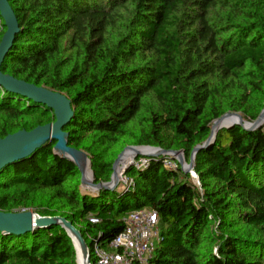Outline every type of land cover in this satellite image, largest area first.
I'll list each match as a JSON object with an SVG mask.
<instances>
[{
  "label": "trees",
  "instance_id": "obj_1",
  "mask_svg": "<svg viewBox=\"0 0 264 264\" xmlns=\"http://www.w3.org/2000/svg\"><path fill=\"white\" fill-rule=\"evenodd\" d=\"M8 1L21 31L2 71L71 100L64 130L89 155L96 184L113 175L107 145L190 159L227 112L255 122L264 109V0ZM6 30L0 16V43ZM51 122L47 106L0 87V139ZM216 135L196 156L199 185L173 157H147L146 167L127 169L129 189L97 193L84 192L80 171L51 141L0 172V210L37 200L42 216L71 221L91 250L114 239L130 212L150 209L161 233L151 264H264V125ZM232 213L241 227L230 225ZM0 264H77V254L52 226L0 233Z\"/></svg>",
  "mask_w": 264,
  "mask_h": 264
},
{
  "label": "water",
  "instance_id": "obj_2",
  "mask_svg": "<svg viewBox=\"0 0 264 264\" xmlns=\"http://www.w3.org/2000/svg\"><path fill=\"white\" fill-rule=\"evenodd\" d=\"M0 16L4 21L7 30L3 35L0 43V87L9 93L17 94L27 100L33 101L42 106H47L53 111L54 122L38 126L32 130H20L0 139V172L5 168L12 166L14 163L23 162L28 159L38 150L46 146L51 141H55L54 153L62 159H66L74 163L81 173L82 188L93 193L101 190L113 192L118 189L122 176L128 167L121 168V162L129 154L128 152H135L137 156L143 157H177L180 168L185 173H193L195 176V159L199 151L211 146L216 139V134L222 130L227 129L233 125H238L243 129L255 131L264 125V109L259 115V119L255 122L246 121L243 117L236 113H227L220 119L216 120L211 128L210 138L203 144L197 145L193 150L189 164L185 163L184 152L167 151L152 146L142 147L148 148L153 152L141 154L138 153L137 148L129 146L118 157L113 164V175L110 182L104 183L94 182L93 171H91V159L83 150L73 148L69 145V134L64 128L71 123L75 117V111L71 100L62 92H55L46 87H40L33 83L20 80L12 74H5L2 71V66L5 63L6 56L12 48L15 36L21 31L20 24H18L17 16L14 9L11 7L8 0H0ZM92 173L91 179H88L87 169ZM52 226H58L66 230L68 236L72 238L75 251L76 242L80 249L85 254L86 264H91V254L88 244L79 229L66 218L48 216L41 217L34 214L32 211L22 212H3L0 210V233L4 235H25L32 233L38 229H48ZM78 259V254H77Z\"/></svg>",
  "mask_w": 264,
  "mask_h": 264
},
{
  "label": "built area",
  "instance_id": "obj_3",
  "mask_svg": "<svg viewBox=\"0 0 264 264\" xmlns=\"http://www.w3.org/2000/svg\"><path fill=\"white\" fill-rule=\"evenodd\" d=\"M148 158L145 156L136 167H146ZM165 165L175 169L172 160H166ZM132 185H127V189ZM93 224L99 220L90 218ZM160 219L154 210L143 209L130 212L125 218L124 229L105 245L94 244L90 250L93 257L91 264H151L150 260L160 243Z\"/></svg>",
  "mask_w": 264,
  "mask_h": 264
},
{
  "label": "rangeland",
  "instance_id": "obj_4",
  "mask_svg": "<svg viewBox=\"0 0 264 264\" xmlns=\"http://www.w3.org/2000/svg\"><path fill=\"white\" fill-rule=\"evenodd\" d=\"M67 55H70V52H68ZM227 113H229V112H227ZM231 113H233V112H231ZM236 114L240 115L239 113H236ZM246 121H249V120H246ZM129 146H133V147L137 148L138 153L145 154V153L140 152V150L143 149L142 147H144V146L134 145V144H131V143H129V144L128 143H122L120 145H114V144L107 145L105 151H103L102 154H104V158L106 160L111 159L112 156H113V158L116 157L115 160H117L118 157L121 155V153L124 152L126 150V148H129ZM128 153H132L133 154V157L130 156L131 159H132V165H134V166L137 165V164L139 165L140 160L143 159V156L142 155L137 156V154L135 152H131V151H129ZM184 157H185V163L189 164L190 159H187V157L185 155V152H184ZM173 159L176 161V163H178V161L176 160L177 157H173ZM178 165H179V163H178ZM175 167H176V164H175ZM126 171H125L124 175L122 176V179H121L120 184H119L118 189H117L118 191H123L124 189H127L128 188L127 185L130 184L131 180L126 176ZM186 174H189L193 178L195 183H197L199 185V181H198V177L197 176H195L193 173H186ZM84 192H88L89 193V191H84ZM44 207L45 206L40 205V203L36 200L32 204V206H27L26 208L17 209V210H15V212H22L23 210L30 211V212L32 211L34 214H36L38 216L48 217V216H42V214H40L41 210L44 209ZM230 217H231V219L229 220V223H230L231 226H233L234 228L241 227V224L238 221V219H237V217L235 216L234 213H232ZM216 232H217V226L214 224V226H212V228H211L210 233L216 234ZM214 248H215V245L211 244V245H208L204 250L205 251L209 250V249L213 250ZM77 264H79V259L77 260Z\"/></svg>",
  "mask_w": 264,
  "mask_h": 264
},
{
  "label": "bare ground",
  "instance_id": "obj_5",
  "mask_svg": "<svg viewBox=\"0 0 264 264\" xmlns=\"http://www.w3.org/2000/svg\"><path fill=\"white\" fill-rule=\"evenodd\" d=\"M140 152H142V153H149V152H153V150L148 149V148H145V149H141ZM130 156L133 157V154L132 153H129L123 159V161L121 162V168H125V167H128L129 166V164L132 162V159H131ZM87 171H88L87 177H88V179H91L92 173H91L89 167H88ZM75 243H76V250H77V254H78L79 264H86L85 254H83V251L78 246V244L76 242V239H75Z\"/></svg>",
  "mask_w": 264,
  "mask_h": 264
}]
</instances>
